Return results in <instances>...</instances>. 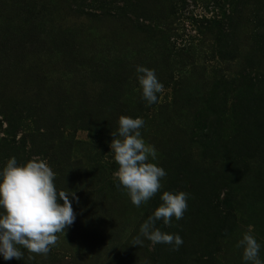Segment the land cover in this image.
Instances as JSON below:
<instances>
[{
    "label": "rangeland",
    "instance_id": "rangeland-1",
    "mask_svg": "<svg viewBox=\"0 0 264 264\" xmlns=\"http://www.w3.org/2000/svg\"><path fill=\"white\" fill-rule=\"evenodd\" d=\"M39 1L28 12L45 24L19 20L11 41L30 45L0 53V168L45 160L57 191L78 198L75 221L46 256L0 264H245V233L264 261V0ZM137 65L163 84L156 103ZM121 115L143 118L149 160L166 171L140 207L114 178ZM165 191L189 194L182 219L155 222L183 244L132 245Z\"/></svg>",
    "mask_w": 264,
    "mask_h": 264
},
{
    "label": "clouds",
    "instance_id": "clouds-1",
    "mask_svg": "<svg viewBox=\"0 0 264 264\" xmlns=\"http://www.w3.org/2000/svg\"><path fill=\"white\" fill-rule=\"evenodd\" d=\"M135 70L142 98L148 105L156 103L157 94L163 92V84L155 70L141 65ZM144 123L143 118L121 115L118 132H113L115 138L110 143L114 160L119 165L114 173V178L119 181L117 186L127 190L136 207L157 194L166 176L162 166L149 160L151 157V161H156L157 154L142 138L140 129ZM54 177L48 163L38 158L18 163L15 157H11L0 168V256L5 261L23 259V250L46 256L57 242L56 234L74 223L72 200L78 198L74 192H58ZM188 197L184 191L163 192L160 196L162 203L141 224L132 245L142 246L143 237L153 245L168 244L178 250L183 244L182 237L162 232L155 222L162 219L168 225L173 217L182 219L188 207ZM236 246L243 250L245 264H264L259 257L261 245L252 234H243Z\"/></svg>",
    "mask_w": 264,
    "mask_h": 264
},
{
    "label": "trees",
    "instance_id": "trees-1",
    "mask_svg": "<svg viewBox=\"0 0 264 264\" xmlns=\"http://www.w3.org/2000/svg\"><path fill=\"white\" fill-rule=\"evenodd\" d=\"M75 1H78V0H75ZM39 2H40L39 0H21L22 4L21 3H15V4L20 5L21 6L20 9L22 10H18L12 13L10 11L9 13H7L8 4H5L0 1V53H2V51L4 52L14 51L15 52L18 46L22 47L25 44L30 45L27 41L26 42L24 41V42H20L18 44L11 46V41H14L19 35V33L20 35H21V32H23L24 34V31H22L20 28L22 27L21 24L23 26L26 25V20L32 19V20L38 21L41 24V26L42 24L43 25L45 24L46 17L41 11L38 12L37 15H32V16H30L28 12V10L31 9V8H28L29 6L35 7V5H39L38 4ZM41 5H42L41 10H44V9L46 10L47 3L44 2V3H41ZM19 20H21V22ZM47 27L50 28V26H47ZM47 33H45L46 36L52 37L51 35L52 31L47 32ZM8 39H11V40H8ZM233 169H234V166L232 167V170Z\"/></svg>",
    "mask_w": 264,
    "mask_h": 264
}]
</instances>
